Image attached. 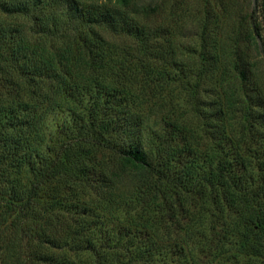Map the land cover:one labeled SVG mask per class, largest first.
<instances>
[{
	"label": "trees",
	"instance_id": "trees-1",
	"mask_svg": "<svg viewBox=\"0 0 264 264\" xmlns=\"http://www.w3.org/2000/svg\"><path fill=\"white\" fill-rule=\"evenodd\" d=\"M0 15L19 22L0 26V264H264L256 10L219 68L206 24L176 42L189 29L157 25L155 0Z\"/></svg>",
	"mask_w": 264,
	"mask_h": 264
},
{
	"label": "rangeland",
	"instance_id": "rangeland-1",
	"mask_svg": "<svg viewBox=\"0 0 264 264\" xmlns=\"http://www.w3.org/2000/svg\"><path fill=\"white\" fill-rule=\"evenodd\" d=\"M91 1V0H88ZM158 6V17L156 24L166 26L169 23L170 16L180 15L181 21H175L172 25L176 28L189 29L183 35H177L176 42L190 43L186 36L191 34L194 28L206 24L207 44L210 46V58L214 65L221 66V49L225 40L229 41V28H238L240 20L248 22V17L254 10L257 11L258 21L262 26V38L264 41V0H155ZM19 22L11 17L0 15V26L4 29H13ZM243 23V22H242ZM246 24V23H245ZM190 37V36H189ZM245 34L241 33V40ZM242 54L244 59L257 63L256 76L257 81L264 92V59L252 43L251 51H247L244 41H241ZM248 56V57H247ZM248 60V61H249ZM3 64V61H0ZM212 75L205 85V90L216 93L217 88L214 83V77L217 76V69L214 68Z\"/></svg>",
	"mask_w": 264,
	"mask_h": 264
}]
</instances>
